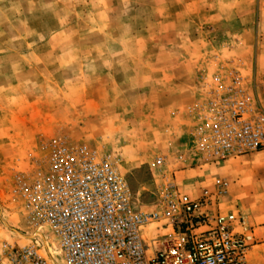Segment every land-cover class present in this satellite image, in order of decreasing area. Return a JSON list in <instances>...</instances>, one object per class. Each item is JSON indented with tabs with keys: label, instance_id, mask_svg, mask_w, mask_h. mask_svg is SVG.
I'll use <instances>...</instances> for the list:
<instances>
[{
	"label": "rangeland",
	"instance_id": "rangeland-1",
	"mask_svg": "<svg viewBox=\"0 0 264 264\" xmlns=\"http://www.w3.org/2000/svg\"><path fill=\"white\" fill-rule=\"evenodd\" d=\"M233 84L264 109V0H0V251L27 243L17 181L63 138L108 152L141 210L165 177L193 197L225 179L219 210L264 264V155L185 157L200 106Z\"/></svg>",
	"mask_w": 264,
	"mask_h": 264
},
{
	"label": "built area",
	"instance_id": "built-area-1",
	"mask_svg": "<svg viewBox=\"0 0 264 264\" xmlns=\"http://www.w3.org/2000/svg\"><path fill=\"white\" fill-rule=\"evenodd\" d=\"M237 86L213 90L200 106L188 160L264 155V109ZM46 148L38 169L17 181L27 243L7 244L0 264H252L253 228L219 210L225 179L214 182L216 193L193 197L165 177L152 209L141 210L108 152L63 138ZM167 164L158 157L153 167L162 173Z\"/></svg>",
	"mask_w": 264,
	"mask_h": 264
}]
</instances>
